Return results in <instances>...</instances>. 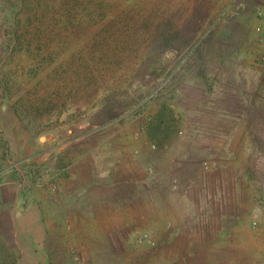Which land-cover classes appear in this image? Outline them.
I'll list each match as a JSON object with an SVG mask.
<instances>
[{
	"label": "rangeland",
	"instance_id": "obj_1",
	"mask_svg": "<svg viewBox=\"0 0 264 264\" xmlns=\"http://www.w3.org/2000/svg\"><path fill=\"white\" fill-rule=\"evenodd\" d=\"M262 1L0 0V181L30 169L37 149L55 154L77 149L82 135L91 146L105 135L126 150V163L127 152L162 156L159 168L177 175L172 188L209 178L225 210L215 202L200 237L242 240L248 264H264V52L249 21ZM124 172L138 182L146 173L136 161ZM138 202L130 203L141 217ZM11 218L0 208V264H32ZM67 229L66 254L56 239L46 248L53 264H112L103 257L110 251L122 257L113 264H177L184 254L161 249L156 230L137 229L134 246L111 250L91 225Z\"/></svg>",
	"mask_w": 264,
	"mask_h": 264
},
{
	"label": "crops",
	"instance_id": "obj_2",
	"mask_svg": "<svg viewBox=\"0 0 264 264\" xmlns=\"http://www.w3.org/2000/svg\"><path fill=\"white\" fill-rule=\"evenodd\" d=\"M252 17L249 21L255 37L253 28L256 20ZM253 43L256 50L264 52V42L256 40ZM104 136L95 137L96 144L91 146L87 137L82 135L85 143L75 144L77 149L55 154L46 152L51 148L37 149L28 164L31 170L17 167L13 170L15 172H10L6 179L0 181V208L12 217L11 226L22 247V257L28 258L32 264L42 260L53 264L55 258L52 254H45L46 248L52 247L50 239L58 240L55 241L57 246L65 253L67 246L71 245V233L65 231L67 226L72 231H81L86 225H91L92 229L104 235L103 245L111 250V247L122 243L126 247L134 246V231L143 228L144 231L160 232L162 240L157 243L161 249L177 248V253L183 249L184 254L174 257L177 264H248L247 256L242 255V245L246 247L242 240L225 242L222 238L200 237L211 229L210 217L214 214L215 202L221 206L219 212L225 210V193L212 190L209 178L193 175L185 184L177 179L180 186L172 188V176L176 179L177 175L172 173L173 170L165 172L164 167L159 168L164 162L162 156L143 153V160L139 157L138 160L127 152L126 163L123 158L126 150L122 153L117 145L119 142H109ZM134 161L141 163L146 172L141 176L144 177L141 183L135 177L129 180L121 177L126 166L134 164ZM159 169L162 176L155 179ZM32 170L37 175L32 174ZM40 176H44L43 180ZM210 179L214 182L218 178ZM61 199L72 204L77 202L80 208L61 209L58 207ZM140 199L144 200L146 212L144 216L136 217L133 209L140 206L130 202L138 200L140 204ZM181 205L185 206L184 210ZM137 224L140 228H136ZM54 231L56 237H52ZM181 235H184V240L178 239ZM225 243H228L226 249ZM138 246L145 249V245ZM109 253L111 255H103L105 262L121 263L122 257L113 255L112 251ZM65 254L60 257L65 258ZM126 257L127 262L136 260L130 253Z\"/></svg>",
	"mask_w": 264,
	"mask_h": 264
},
{
	"label": "built area",
	"instance_id": "obj_3",
	"mask_svg": "<svg viewBox=\"0 0 264 264\" xmlns=\"http://www.w3.org/2000/svg\"><path fill=\"white\" fill-rule=\"evenodd\" d=\"M253 14L256 20L253 28L255 38L262 43L264 42V1L254 5ZM260 58L264 60V54Z\"/></svg>",
	"mask_w": 264,
	"mask_h": 264
}]
</instances>
